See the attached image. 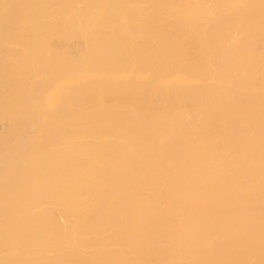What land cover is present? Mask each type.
Instances as JSON below:
<instances>
[{"label": "bare ground", "instance_id": "6f19581e", "mask_svg": "<svg viewBox=\"0 0 264 264\" xmlns=\"http://www.w3.org/2000/svg\"><path fill=\"white\" fill-rule=\"evenodd\" d=\"M0 264H264V0H0Z\"/></svg>", "mask_w": 264, "mask_h": 264}]
</instances>
